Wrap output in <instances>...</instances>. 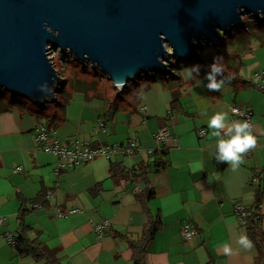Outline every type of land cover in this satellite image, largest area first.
I'll use <instances>...</instances> for the list:
<instances>
[{
	"label": "crops",
	"instance_id": "crops-1",
	"mask_svg": "<svg viewBox=\"0 0 264 264\" xmlns=\"http://www.w3.org/2000/svg\"><path fill=\"white\" fill-rule=\"evenodd\" d=\"M242 40L239 50L232 49V43L227 50L230 56L219 59L226 76L237 79L235 87L226 80L220 92L208 91L204 79L208 65L196 63L187 67L201 65L197 79H187L182 71L172 79H150L133 85L131 97L116 104L114 95L77 79L62 92L59 112L38 113L16 104L21 106L1 113L0 215L6 224L0 229V264H51L48 258L21 255L6 239L8 232L15 239L22 235L61 264H133L130 240L141 239L145 226L158 219L148 264H264V252L250 235V222L240 223L235 216L236 206L259 205L264 235V90L253 81L254 74L264 70V33L257 34L256 41ZM233 106L253 113L258 141L237 171L214 159L219 138L207 129L217 112L228 113L229 121L238 120L231 114ZM100 120L105 123L103 129ZM46 123H52L65 142L100 147L134 140L140 151L132 157H99L56 176L59 159L35 141V129ZM164 128L177 139V146L168 141L163 166L148 175L154 190L149 198L144 182L113 177L111 167L116 163L133 170L154 162L150 156L157 148L153 133ZM203 129L206 135L200 137ZM17 167H22L21 173L15 172ZM46 195L51 196L47 202ZM38 202L41 206L35 208ZM54 207L68 214L57 217ZM104 220L110 221V228L99 235L94 224ZM184 225L197 235L184 240ZM241 233L253 241L251 252L236 244ZM226 242L236 250L232 256L222 251Z\"/></svg>",
	"mask_w": 264,
	"mask_h": 264
},
{
	"label": "water",
	"instance_id": "water-1",
	"mask_svg": "<svg viewBox=\"0 0 264 264\" xmlns=\"http://www.w3.org/2000/svg\"><path fill=\"white\" fill-rule=\"evenodd\" d=\"M262 13L264 0H0V91L60 106L58 50L123 93L143 76L170 74L174 61L200 60L244 16L264 22ZM45 82L51 92L38 89Z\"/></svg>",
	"mask_w": 264,
	"mask_h": 264
},
{
	"label": "built area",
	"instance_id": "built-area-1",
	"mask_svg": "<svg viewBox=\"0 0 264 264\" xmlns=\"http://www.w3.org/2000/svg\"><path fill=\"white\" fill-rule=\"evenodd\" d=\"M53 59V57H52ZM254 83L260 88L264 90V70L257 72L253 76ZM233 109H238L237 112H233ZM232 116L236 117L238 120H249L253 125L252 112L243 107L233 106L231 108ZM105 127V123L103 120L99 121V128L103 129ZM200 137H204L206 135V130L199 131ZM154 137L158 142L166 143L168 141H172L175 146H177V139L173 136L171 131L167 128L161 129L154 133ZM35 141L39 145V147L47 154H50L57 159H59L57 168L55 170V175L59 176L61 172L71 169L77 168L87 163L94 161L99 157H105L107 159H112L117 156H125L132 157L136 153L140 151V146L137 141L132 140L128 145H113V146H93L91 143H85L81 141H73V142H65L60 139V136L57 130L53 127V125L43 124L35 129ZM16 173L22 172V167H17L15 169ZM254 182L257 179L254 178ZM51 198L50 195H46L44 197L47 202ZM41 206V203H35L34 207L38 208ZM53 213L57 217H63L67 215V212H64L59 207H54L52 209ZM73 212V211H71ZM254 211L252 209L244 208L242 206H236L235 214L238 216L240 223H244L249 217L252 216ZM6 224V218L0 215V229L3 228ZM94 230L99 235H104L110 228V221L104 220L100 223L94 224ZM182 237L184 240H190L197 235L195 230H192L189 225H184L182 227ZM6 239L9 244L12 246H16V239L12 233H6Z\"/></svg>",
	"mask_w": 264,
	"mask_h": 264
},
{
	"label": "rangeland",
	"instance_id": "rangeland-1",
	"mask_svg": "<svg viewBox=\"0 0 264 264\" xmlns=\"http://www.w3.org/2000/svg\"><path fill=\"white\" fill-rule=\"evenodd\" d=\"M244 21H245L244 27L235 29L233 30L231 34L225 36L224 42L218 44L217 48L207 47L205 49V51L203 52V56L206 58V64L208 66L211 64L209 55L213 57H219V59L223 61L225 57L227 58L228 56H230V53L227 54V50H228V46H230L232 43H235L232 49L237 48L239 50L243 46V43L245 42V40H242V39H246L250 37V40L256 41L257 34L264 33V22H259L257 20H254L252 19L251 16H248V15L244 16ZM217 50L218 51L222 50V51L221 53L218 54ZM51 57H53L52 61H53L54 67L57 70V72L60 74L61 78L67 81V86L65 87L67 91L70 89L71 83H72V86L74 85L73 81H76L77 79H81L82 81H85L86 84L92 85L94 88L99 89L102 92L104 91L108 93V96L114 95L116 100H119L120 97H121L120 99H122L121 95H123L126 98V94L124 95V93L126 92L124 91L123 93H118V91L114 88L113 83L110 80H108L107 76H105L101 72L97 71L98 72L97 74L94 71V69H92L90 66L88 67L85 66L83 69V66L81 64L73 60L71 57L62 54L58 50L55 51L54 53L52 52ZM192 62L193 61H181L182 67L181 69H176V72L179 73L182 69L186 68L189 65V63H192ZM218 63H220L219 60H218ZM222 69L223 71L226 72L224 68ZM161 75L162 77L172 79V77L168 76L170 74L168 75L161 74ZM158 78H160V76L158 75L151 76V77L143 76L140 80H137L136 83L130 84V89L128 90V93H133V89H132L133 85L140 84L141 82H145V81H150V79L154 80ZM65 88L64 89L62 88V89L65 90ZM129 97H131V95H129L127 98ZM0 98L4 100L12 99L15 102L17 101V103H22V104L24 103V105H27L28 108L36 109L38 113H45L46 111L49 112L52 110L59 112L61 111V106L63 105L62 102L64 101V95L63 93H60L58 94V97H57L59 100L60 106L55 105V103L49 102L45 104L46 108H43L41 106L39 107L31 103L26 98H23V97L17 98V97L10 96V93L5 92L3 90L0 91ZM252 118H253V113H252ZM154 133H153V139L155 140L157 144V148L153 151H150V156L154 158L155 160H160V159L162 160V156L165 155L166 151L168 150L167 142L166 143L158 142L156 138L154 137ZM161 167L162 166H160L159 168ZM235 216L237 217L239 221L238 216L236 214Z\"/></svg>",
	"mask_w": 264,
	"mask_h": 264
},
{
	"label": "clouds",
	"instance_id": "clouds-1",
	"mask_svg": "<svg viewBox=\"0 0 264 264\" xmlns=\"http://www.w3.org/2000/svg\"><path fill=\"white\" fill-rule=\"evenodd\" d=\"M264 14V13H262ZM219 57H214L212 64L208 66V71L204 79L208 81L205 87L210 92H220L225 86L226 78L223 75L222 66L218 63ZM186 74L187 79H197L200 76L201 65H192L181 70ZM219 77V78H218ZM202 84L203 81L200 80ZM41 92H51L47 82L38 86ZM234 113L238 109L232 110ZM201 115H207L202 112ZM207 129L211 130V135L218 137L216 142V153L214 159L219 163H227L233 170H239L244 163L245 156L257 147V137L253 134V125L247 119L229 121L228 113L217 112L207 122ZM227 137V138H225ZM236 244L245 251L251 252L254 248L253 241L246 233H241L236 239ZM222 251L226 256H232L236 250L231 243H224Z\"/></svg>",
	"mask_w": 264,
	"mask_h": 264
},
{
	"label": "trees",
	"instance_id": "trees-1",
	"mask_svg": "<svg viewBox=\"0 0 264 264\" xmlns=\"http://www.w3.org/2000/svg\"><path fill=\"white\" fill-rule=\"evenodd\" d=\"M221 51L222 50H219V51L217 50L218 54L221 53ZM211 57H213V56L209 55L210 61H211ZM196 63H199V64L206 63V58L203 56V53H202V55L200 54V60L196 59L192 63H189V65L190 64H196ZM181 67H182L181 62H175L174 61L172 63L171 73L168 76L173 77V78L178 77V73L176 72V69H181ZM223 75L226 78V80L228 82L234 84V87H235V84L237 83V79H233L232 77H230L228 75H227L228 76L227 77L225 72H223ZM158 76H160V78L168 79L166 77H162V75H158ZM129 89H130V86L127 89H125L126 93H124V95L126 94V97H127V95L128 96L130 95V93H128ZM121 96H122V99H125V97L123 95H121ZM57 97H58V95L56 96V99H57L56 103L58 104L59 100ZM116 101H118V100L115 99L113 104H116ZM16 104H21L22 107H24V108L27 107V105H24V103L23 104L17 103V101L15 102L12 99L4 100V99L0 98V114L3 112L11 111L13 109V107H15V106H21V105H16ZM43 108H46V106ZM46 118L51 119L52 116H48ZM51 124L52 123H47V125H49V126ZM163 164L164 163L160 159V160H155L153 163L152 162L146 163V165H143L139 168H134L133 170H128V169L121 168L119 165H116V163H115L111 167V176L123 177V178H125V177L128 178V176H130L135 180L144 182L146 184V187H147L146 188L147 190L145 191L144 194L148 193V197L151 198L154 195V190L150 186V183L148 182V175L154 170V168H159L160 166H163ZM252 210L254 211V213L252 214L251 217H249L246 220V223L250 222V224H251L250 225V235L252 236L253 240L256 243H258L259 247L261 246L260 247L261 253H263L264 249H263L262 245H263L264 235L260 229L262 217L260 215L259 205L253 207ZM159 226H160V219L151 220L145 226V230H144V233H143L141 239L130 240V247L133 250V262H134L133 264H148V261H147L148 247L151 244V242L153 241L154 236H155ZM16 247H17V249L21 255L22 254H26V255L34 254L37 257H39L40 259L48 258V260L51 264H61V262L58 259H55L54 257L48 255L43 249H39L38 247L32 246L25 239V237H23L22 235H20L18 238H16Z\"/></svg>",
	"mask_w": 264,
	"mask_h": 264
}]
</instances>
